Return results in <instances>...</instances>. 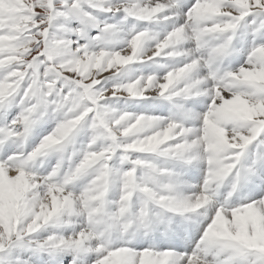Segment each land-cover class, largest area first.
Instances as JSON below:
<instances>
[{
  "label": "snow or ice",
  "instance_id": "obj_1",
  "mask_svg": "<svg viewBox=\"0 0 264 264\" xmlns=\"http://www.w3.org/2000/svg\"><path fill=\"white\" fill-rule=\"evenodd\" d=\"M0 264H264V0H0Z\"/></svg>",
  "mask_w": 264,
  "mask_h": 264
}]
</instances>
